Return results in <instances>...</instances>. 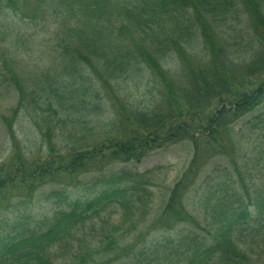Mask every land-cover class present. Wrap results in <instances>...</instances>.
I'll list each match as a JSON object with an SVG mask.
<instances>
[{"label": "trees", "instance_id": "1", "mask_svg": "<svg viewBox=\"0 0 264 264\" xmlns=\"http://www.w3.org/2000/svg\"><path fill=\"white\" fill-rule=\"evenodd\" d=\"M54 5L75 14V20L66 25V35L77 34L78 45L83 44L84 49L74 50L66 42L57 58L55 76L45 75L43 84L36 82L31 93L17 83L18 101L10 118L17 119L28 104L48 112L46 122L56 118L62 131L69 127L70 131L88 133L97 125L114 126L116 120L111 115L120 114L124 103L136 110L130 120L119 121L126 125L125 130H111L91 144L78 142L58 151L49 147L46 154L30 156L17 152L15 145L10 157L0 162V205L9 191H20L18 197L28 200L39 186L57 177L75 178L113 163L138 162L153 150L187 139L194 147L193 158L175 183L153 229L192 228L180 231L174 246L153 245L151 249L157 252L154 261L218 264V259L227 264L248 263L251 258L240 246L246 231H252L248 236L264 244V228L259 223L264 219V195L252 199L256 207L252 213L239 188L229 194L223 182L212 176L205 180L204 192L212 194L213 200L201 215L203 222L189 201L191 191L201 185L199 170L207 156L220 153L221 140L229 141L232 135L231 126L264 100V74L249 83L235 67L236 62L247 65L253 54L264 52V0H42L35 4L33 0H0V27L8 23L2 15L24 18L31 13L48 18L57 11H52ZM170 58L191 63L195 80L192 90L176 83L177 74L165 68ZM204 58L208 61L203 63ZM155 82L164 88L160 100L154 99L155 106L150 110L134 107L136 102L129 96L141 102L140 96L154 90ZM11 119L5 118L8 126ZM140 190L133 184L128 190L76 201L57 210L45 229L18 220L11 226L1 222L0 264H112L117 260L148 264L147 253L143 252L144 258L138 261L132 257L133 246L124 248L121 258H111L114 242L107 238L110 242L105 243L104 236L93 244V254L81 249L82 242L88 241V228L97 222L94 217H101L102 210L113 201L134 207L133 197L140 199ZM122 193L121 202L110 198ZM252 222L256 223L248 229ZM118 249L117 244L114 250Z\"/></svg>", "mask_w": 264, "mask_h": 264}, {"label": "rangeland", "instance_id": "2", "mask_svg": "<svg viewBox=\"0 0 264 264\" xmlns=\"http://www.w3.org/2000/svg\"><path fill=\"white\" fill-rule=\"evenodd\" d=\"M41 1L33 0V3ZM57 8V5L52 6V11H57L48 18L33 17L34 14L31 13L24 18L9 14L2 15L8 23L0 27V66L4 67L0 72V162L10 157L17 144V152L25 156H30L31 153L46 154L49 147H54L58 151L78 142L91 144L93 140L106 137L111 130H125L126 125H120L119 121L127 117L130 120L131 112L136 110L130 104L124 103L120 114L112 113L111 115L113 120H116L114 126L97 125L88 133L70 131L69 127L68 129L65 127L62 131L57 126L56 118H51L53 120H50V123L46 122L48 112L38 111L28 104H24L26 106L17 119L10 118L18 101V86L24 88L29 94L34 90L33 86L36 82L40 81L42 85L47 77H54L58 69L56 68L57 58L63 52L66 42H70V48L74 50L75 48L84 49L83 44L78 45L81 41L77 34L72 33L71 37L66 35L68 34L66 25L70 26L69 22L75 20V14L73 15L62 6ZM175 59L170 58L169 61H165V68L170 70V73L177 74L174 76L176 83L182 82L184 88L192 90V83L195 80L189 65L191 63L188 65L183 61L178 63ZM204 59L203 63L208 61ZM246 64L248 66L243 62H236L235 67L242 77L245 76L246 82L254 83L261 74H264V52L259 55L253 54ZM154 86V90L149 94L140 96L141 102L138 98L136 100L135 96H129L131 101L137 103H134V107L140 106L138 108L150 110L155 106L154 99L160 100L159 97L164 88L157 82ZM199 99L202 100V97ZM156 112L160 116L159 107ZM123 113L124 116H122ZM5 118L11 119V126H8ZM231 130L232 135L228 136L229 141L221 140L220 153L207 156L204 166L199 170L201 185L199 183L197 186L199 189L196 188L190 193L189 207L200 216L204 214V209L208 207L210 200H213L212 194L204 192L207 177L213 176L216 180L220 179L223 182V189H227L229 194L235 187L239 188L241 196L245 198V203L249 204L252 213L256 211V207L251 204L252 199L264 195V100L255 110L231 126ZM193 155L192 143L183 139L151 151L138 162L113 163L100 170L81 173L75 178L57 177L56 180L39 186L33 197L28 200L18 197L20 191H9L5 198L7 200L0 205V224L3 222L2 226L6 224L11 226L18 220L19 223L36 225L45 229L57 210L68 208L76 201L96 199L104 192L128 190L130 186L136 184L141 188L139 193L141 198L133 197L134 207L126 208L113 201L112 205L106 208L107 210L102 208L101 217H94L96 219L94 221L98 224L94 222L90 225L88 230L91 235L86 232L88 241L82 242L81 249L87 255L93 254L96 252L93 244L99 237L104 236L105 243H108L107 238L114 242L111 244L113 247L111 258L115 259L118 256L121 258L123 249L133 246V258L137 261L140 257L143 259L144 252L147 253L148 264H156L154 257L157 252L151 249L153 245L174 246L180 231L191 227L179 225L167 231L153 229L175 183L189 166ZM119 177L120 180H118ZM243 190L247 191L251 199ZM124 195L125 193L114 196L111 194L110 198L121 202ZM128 195L131 193L128 192ZM262 215L264 216V206ZM205 216L207 219L210 218L211 209ZM199 218L200 222H203V216ZM255 223L252 222L247 228L250 229ZM259 223L264 228V219H261ZM197 230L203 234L199 229ZM250 233L252 231H246L243 234L244 245L240 246L246 249L251 258L244 264H264V244L258 241L259 238L248 236ZM117 244L119 249L114 250ZM118 261L112 264H122ZM174 261L176 262L175 258ZM217 262L227 264L218 259ZM211 264H214V261Z\"/></svg>", "mask_w": 264, "mask_h": 264}]
</instances>
